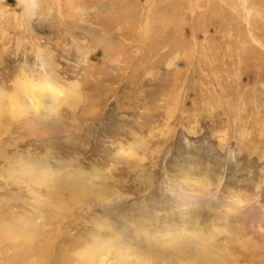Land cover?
<instances>
[{"label": "rangeland", "instance_id": "obj_1", "mask_svg": "<svg viewBox=\"0 0 264 264\" xmlns=\"http://www.w3.org/2000/svg\"><path fill=\"white\" fill-rule=\"evenodd\" d=\"M0 264H264V0H0Z\"/></svg>", "mask_w": 264, "mask_h": 264}, {"label": "bare ground", "instance_id": "obj_2", "mask_svg": "<svg viewBox=\"0 0 264 264\" xmlns=\"http://www.w3.org/2000/svg\"><path fill=\"white\" fill-rule=\"evenodd\" d=\"M31 86H32V85H31ZM42 180H43V183H44V184H46L47 182H49L48 179H41V180H40V183H41V184H42ZM56 182L58 183V180H56ZM47 184H48V183H47ZM47 184H46V185H47ZM23 226H24V225H23ZM14 227H15V226H14ZM15 229H16V228H15ZM15 229H13V230H15ZM18 229H19V228H18ZM11 230H12V228H11ZM13 230H12V231H13ZM34 230H35V229H34ZM36 230H37V229H36ZM8 231H9V230H8ZM23 231H24V230H23ZM19 232H20V231H19ZM26 232H27V231H26ZM43 233H44V232H43ZM37 238H38V237H37ZM31 239H32V237H31Z\"/></svg>", "mask_w": 264, "mask_h": 264}]
</instances>
